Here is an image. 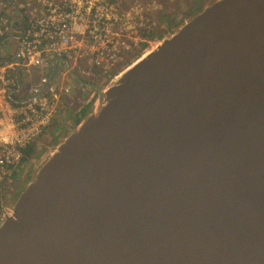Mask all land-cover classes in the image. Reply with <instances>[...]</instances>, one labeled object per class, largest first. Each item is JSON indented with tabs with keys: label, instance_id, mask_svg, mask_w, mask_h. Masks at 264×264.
Segmentation results:
<instances>
[{
	"label": "water",
	"instance_id": "1",
	"mask_svg": "<svg viewBox=\"0 0 264 264\" xmlns=\"http://www.w3.org/2000/svg\"><path fill=\"white\" fill-rule=\"evenodd\" d=\"M61 61L97 95L0 217V264H264V0H212L106 86Z\"/></svg>",
	"mask_w": 264,
	"mask_h": 264
},
{
	"label": "built area",
	"instance_id": "2",
	"mask_svg": "<svg viewBox=\"0 0 264 264\" xmlns=\"http://www.w3.org/2000/svg\"><path fill=\"white\" fill-rule=\"evenodd\" d=\"M2 1L0 51L5 39H14L7 35L11 25ZM23 1V26H13L20 48L14 60L0 63V183L23 163L22 150L35 143L38 129L48 124L44 120L50 111L44 95L28 102L14 100L12 91L5 90L9 72L26 61L35 66V58L43 64L44 57L55 55V64L74 60V67L90 64L105 75L135 48L145 47L144 35L153 30L144 7L135 6L122 14L116 0Z\"/></svg>",
	"mask_w": 264,
	"mask_h": 264
},
{
	"label": "rangeland",
	"instance_id": "3",
	"mask_svg": "<svg viewBox=\"0 0 264 264\" xmlns=\"http://www.w3.org/2000/svg\"><path fill=\"white\" fill-rule=\"evenodd\" d=\"M211 1L116 0L115 3L119 6L121 4V9L123 10L120 12L122 14L127 13L130 8L135 6L144 7L146 12L145 16L148 21L153 23L154 32L157 29H164L165 35L172 32L183 21L188 20L194 14L200 12ZM2 3L11 25L7 35L14 36L13 40L9 38L6 41L5 39L3 41L4 44L2 43L1 46L0 63L6 64V62H10L16 57L17 48H20L17 37L18 33L13 29V26H23V16L26 10H23L25 5L23 0H3ZM15 7L22 11L23 16H21ZM162 18L163 20H161ZM151 31L149 30L147 34ZM157 42L158 40L151 41L150 38H147L145 47L142 45L141 49L135 48L133 53L124 56L105 75L101 71L92 68L90 64H79L77 68L74 67L75 61L73 60L69 62V66L71 70L73 69L77 73L80 79L100 86H106L112 81L114 75L131 62L137 60L145 51L147 52L154 47ZM55 58V55L44 57L45 62L43 64H40L37 58H35L34 61L37 63L35 66L30 65L29 61L22 62V67L17 66V70L10 71L8 74L9 81L6 83L5 90L10 89L12 91L14 100L28 102L44 95L48 98L50 111L44 120L48 124L43 126V129H38L39 134L35 139L37 154H35L34 160L31 161L33 162V169L30 172L29 170L27 171L29 164L26 163L25 166L19 167L7 177L4 183H0V217L5 211L11 209V204L16 200L19 192L25 187L38 167L52 153L60 141L74 128L75 124L80 120V116L83 115V111L91 106L93 99L97 95L95 90L83 87L77 83L68 74L66 65L63 62L61 64L60 61L57 63V75L52 80L51 76L55 65ZM17 62L19 63V61ZM65 73L67 75H62ZM35 95L38 96L35 97Z\"/></svg>",
	"mask_w": 264,
	"mask_h": 264
},
{
	"label": "trees",
	"instance_id": "4",
	"mask_svg": "<svg viewBox=\"0 0 264 264\" xmlns=\"http://www.w3.org/2000/svg\"><path fill=\"white\" fill-rule=\"evenodd\" d=\"M162 1H165V0H162ZM163 18H164V16H163ZM163 18L161 20H163ZM164 32H165L164 29H157L156 32H154V30H152L149 34H147L148 32L145 33L144 37L150 38L151 41H154V40L157 41L163 37ZM36 146H37L36 143H32L31 145H29V147L27 149L22 150V152L24 153V157H23V161H22L23 163L20 165V167L25 166L26 163H24V162H29V161L34 160V156L36 154L35 152H37Z\"/></svg>",
	"mask_w": 264,
	"mask_h": 264
},
{
	"label": "flooded vegetation",
	"instance_id": "5",
	"mask_svg": "<svg viewBox=\"0 0 264 264\" xmlns=\"http://www.w3.org/2000/svg\"><path fill=\"white\" fill-rule=\"evenodd\" d=\"M25 163H28L29 164V169L27 168V170H29V172L33 169V162L29 161V162H25ZM13 186H14V183H13Z\"/></svg>",
	"mask_w": 264,
	"mask_h": 264
},
{
	"label": "bare ground",
	"instance_id": "6",
	"mask_svg": "<svg viewBox=\"0 0 264 264\" xmlns=\"http://www.w3.org/2000/svg\"><path fill=\"white\" fill-rule=\"evenodd\" d=\"M146 52V51H145ZM74 101V100H73ZM63 118V117H62ZM73 119V118H72ZM79 121V120H78ZM63 135V134H62ZM62 137V136H61ZM60 137V138H61ZM58 139V138H57ZM38 144V143H37ZM53 144V143H52ZM33 149V148H32ZM39 149V148H38ZM37 154V152H35ZM25 163V162H24ZM26 165V164H25ZM33 166V165H32ZM28 171V170H27Z\"/></svg>",
	"mask_w": 264,
	"mask_h": 264
},
{
	"label": "crops",
	"instance_id": "7",
	"mask_svg": "<svg viewBox=\"0 0 264 264\" xmlns=\"http://www.w3.org/2000/svg\"><path fill=\"white\" fill-rule=\"evenodd\" d=\"M12 60H14V58L12 59ZM14 64V63H13ZM57 75V74H56ZM65 75H67V73H65Z\"/></svg>",
	"mask_w": 264,
	"mask_h": 264
},
{
	"label": "clouds",
	"instance_id": "8",
	"mask_svg": "<svg viewBox=\"0 0 264 264\" xmlns=\"http://www.w3.org/2000/svg\"><path fill=\"white\" fill-rule=\"evenodd\" d=\"M1 61H3V60H1ZM68 72V71H67ZM69 74V73H68Z\"/></svg>",
	"mask_w": 264,
	"mask_h": 264
}]
</instances>
